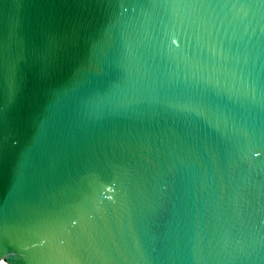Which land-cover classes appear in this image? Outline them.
Returning <instances> with one entry per match:
<instances>
[{
    "label": "water",
    "instance_id": "water-1",
    "mask_svg": "<svg viewBox=\"0 0 264 264\" xmlns=\"http://www.w3.org/2000/svg\"><path fill=\"white\" fill-rule=\"evenodd\" d=\"M0 261L264 264V0H0Z\"/></svg>",
    "mask_w": 264,
    "mask_h": 264
},
{
    "label": "bare ground",
    "instance_id": "bare-ground-1",
    "mask_svg": "<svg viewBox=\"0 0 264 264\" xmlns=\"http://www.w3.org/2000/svg\"><path fill=\"white\" fill-rule=\"evenodd\" d=\"M4 263V261H0V264Z\"/></svg>",
    "mask_w": 264,
    "mask_h": 264
},
{
    "label": "built area",
    "instance_id": "built-area-1",
    "mask_svg": "<svg viewBox=\"0 0 264 264\" xmlns=\"http://www.w3.org/2000/svg\"><path fill=\"white\" fill-rule=\"evenodd\" d=\"M2 264H6V263H2Z\"/></svg>",
    "mask_w": 264,
    "mask_h": 264
}]
</instances>
